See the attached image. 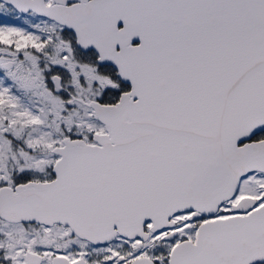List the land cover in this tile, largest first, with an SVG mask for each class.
<instances>
[{"label": "snow or ice", "instance_id": "obj_1", "mask_svg": "<svg viewBox=\"0 0 264 264\" xmlns=\"http://www.w3.org/2000/svg\"><path fill=\"white\" fill-rule=\"evenodd\" d=\"M0 264H264V0H0Z\"/></svg>", "mask_w": 264, "mask_h": 264}]
</instances>
